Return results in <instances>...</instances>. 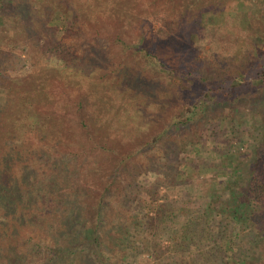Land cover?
Instances as JSON below:
<instances>
[{"label":"trees","instance_id":"16d2710c","mask_svg":"<svg viewBox=\"0 0 264 264\" xmlns=\"http://www.w3.org/2000/svg\"><path fill=\"white\" fill-rule=\"evenodd\" d=\"M25 1L0 0V264H100L102 260L103 264L105 248L122 249L134 242L129 227L141 225L151 237H158V231L164 225L169 223L170 228L176 225L177 218L174 217L178 206L159 204L160 184L156 181L150 193H154L155 198L147 204L151 207L152 203L153 207L146 210L140 205L147 203L145 196H141L143 190L132 178L126 175L122 178L127 171V162L146 153L143 149L151 148L170 130L181 133L196 128L209 106L213 108L218 103L233 101L239 95L253 97L254 90H257L256 99H260L257 104L262 106L259 112L263 117L257 119L263 122L261 129L264 130L263 52L259 54L257 50V58L242 54L230 74H211L195 63L167 59L161 54L158 41H148L144 33L135 35L134 43L128 44L125 37L134 28L126 16L132 11L127 13L126 7L135 9V0H70V5L64 0H41L46 2L44 15L39 16L43 23L41 26L34 24L32 30L28 28V35L35 41L24 46H29L32 70L22 77H3L5 53L15 49L16 44L5 41L7 19L9 13ZM212 1L191 0L184 6L183 14L192 13L194 6ZM22 11L26 10L22 8ZM73 12L93 15V22L88 25L94 34L80 56L70 46L66 50L62 38L53 37L54 27L67 26L68 21H74L68 20ZM65 13L72 16L65 17ZM14 24L21 28L14 34L19 43L25 27L16 21ZM2 45L12 49L6 50ZM167 46L175 48L171 43ZM130 48L133 51L126 59L118 53H128ZM135 57H142L143 61H138L135 68L127 66L126 62ZM149 69L164 71L169 78L177 76L191 80L188 84L192 98L188 97L183 101L185 103L176 99L171 104L166 103L173 108L178 104L179 109L169 114L167 124L160 125L162 129H156L154 136L141 142L137 137L134 142H117L120 133L117 129L125 132L126 124L122 120V125L115 129L110 121L122 119L117 115L125 105L130 110L129 104H133V109L149 104L144 94L156 87L146 85L142 79ZM116 79L121 82L117 86L114 85ZM102 98L109 108L106 113L98 114V107L93 104L100 105ZM67 123L76 124L84 133L81 138H75ZM108 131L112 132L108 141L97 140L98 135ZM35 132L55 135L62 144L66 136L70 138L62 161L66 166L73 164L70 173L61 172L55 166L51 172L42 174L34 173L33 167H18L23 160L34 158L26 156L23 150L27 145L25 139ZM258 145L255 153L261 152L257 156L261 161L264 148ZM125 146L124 151L122 147ZM104 153L109 154L103 157ZM251 173L248 186L230 188L224 192L226 195L218 196L225 197L223 215L237 226L247 225L254 229L264 215V172L258 174L254 169ZM216 198V195L211 197L212 202L206 207L208 216L216 210L212 205ZM126 211L131 215L128 216ZM24 221L42 225L48 240L52 238L55 243L30 238L29 250L22 251L18 225ZM211 221L206 219L205 225L199 227L198 221L189 217L184 235L170 237L174 249L182 245L203 251L201 248L206 242L199 231L207 237L206 232L213 228ZM219 243L230 249L233 240L229 236ZM172 249H169L168 257L174 263H194L190 249L181 251L179 248L178 252Z\"/></svg>","mask_w":264,"mask_h":264},{"label":"rangeland","instance_id":"374dc122","mask_svg":"<svg viewBox=\"0 0 264 264\" xmlns=\"http://www.w3.org/2000/svg\"><path fill=\"white\" fill-rule=\"evenodd\" d=\"M64 1H67L68 5L72 3L70 0ZM189 1L191 0H135V9L126 7L127 13L132 11L131 15L126 16L134 28L125 37L126 42L133 44L135 35L144 33L148 41L151 39L158 41L157 44L162 47L161 54L172 62H175L176 58L182 62L195 63L211 74L219 75L230 74L242 54L255 58L258 52L259 54L263 52L264 57V0H213L206 5L194 6L192 13L183 14L184 6ZM43 5H46V2L26 0L9 13L5 41L6 43L14 41L16 44L15 49L2 45L6 50L12 49L5 53L3 77H22L32 70V61L28 55L29 46L28 48L24 46L27 42L35 41L28 35L29 29L32 30L34 24L41 26L43 23L40 19L44 15ZM21 7L26 11L23 12ZM71 10L74 11L73 8ZM65 15L72 16L68 13ZM72 18H68L74 21H68L67 26L54 27L53 37L62 38L66 42L64 48L67 50L70 46L80 56L88 45L89 37L94 34L88 25L93 22L91 21L93 15L73 12ZM32 19L38 23H33ZM15 21L25 27L19 43L14 36L19 28V25L14 24ZM43 31L50 33V30ZM168 43L174 44L175 48L168 47ZM132 51L130 48L128 53L127 51L118 53L126 59ZM140 60L143 61V58L135 57L126 64L135 68ZM142 79L146 85L156 87L151 90L152 92L148 90L144 94L148 105L136 106V109H133V104H129L130 110L125 105L117 115V118L122 119L110 121L115 129L122 125V120L126 124L125 132H121L123 129H117L120 132L117 142H134L136 137L141 142L154 136L156 129H162L167 124L169 114L179 109L178 104L173 108L171 105L168 107L166 103L171 104L174 99L183 102L188 100V97L192 98L189 93L191 87L188 84L191 80L187 78L180 79L177 76L169 78L164 71L149 69L143 74ZM120 83V80L116 79L114 85ZM252 94L253 97L239 95L233 101L218 103L213 108L209 106L196 128L191 127L190 131L183 130L181 133L176 129L170 130L151 148L143 149L146 153L136 155L133 161L127 162V171L122 178L125 175L132 178L133 183L143 190L141 196H145L147 203L140 205L146 210L153 207L152 203L151 207L147 204L149 200L155 198V194L150 193L156 181L155 183L160 184L159 204L178 206L174 217L177 218L176 225L173 228L169 227V223L164 225L159 229L158 237H151L149 231L143 229L141 225L129 227L134 242L128 247L123 246L122 249L105 248L103 264H158L157 262L177 264L168 257L171 248L177 252L179 248L181 251L190 249L192 257L195 258L191 264H264V215L258 219L254 229L247 225L237 226L229 217L223 215L225 197L218 196L226 195L227 192H224L230 188H244L254 169L258 174L264 172V152L261 161L259 158L257 160L261 152L255 153L258 144L264 148V130L261 129L263 122L257 119L263 117L259 112L262 106L257 104L260 100L256 99L257 90ZM155 97L158 100H154ZM145 101L143 100V103ZM102 102L100 105L93 104L98 107V109L93 107L98 114L106 113L109 108L105 99L102 98ZM67 125L71 126L70 130L76 139L84 134L75 123ZM111 134L112 132L108 131L98 135L97 140L100 139L101 143L106 142ZM68 140L70 138L67 139L66 136V141L62 144L55 135L31 133L25 139L27 145L23 151L26 156L34 158L29 161L23 160L18 167L20 169L33 167L34 173L42 174L51 172L55 166L61 172L70 173L73 164L69 163L66 166L62 163L64 150L69 147L66 143ZM125 148L127 146L122 147L124 151ZM108 154L104 153L103 157ZM148 195L152 197L149 198ZM214 195L217 198L213 200L212 205L216 210L208 216L206 207L212 202L211 197ZM125 213L131 215V212ZM189 217H194L199 227L205 225L206 219L212 220L213 228L206 232L207 237L199 231L206 242L201 248L203 251L182 245L174 249L172 245L170 237L174 234L179 237L184 235L185 222ZM229 236L233 240V245L226 249L219 240H225ZM18 238L22 251L29 250L27 247L30 245V238L43 239L47 244L55 243L52 238L48 240L42 225L28 221L19 222ZM182 263L180 261L179 264Z\"/></svg>","mask_w":264,"mask_h":264}]
</instances>
